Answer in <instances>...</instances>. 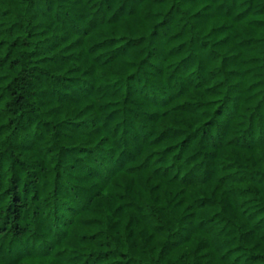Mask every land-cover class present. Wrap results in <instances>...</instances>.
<instances>
[{
    "label": "trees",
    "instance_id": "16d2710c",
    "mask_svg": "<svg viewBox=\"0 0 264 264\" xmlns=\"http://www.w3.org/2000/svg\"><path fill=\"white\" fill-rule=\"evenodd\" d=\"M0 264H264V0H0Z\"/></svg>",
    "mask_w": 264,
    "mask_h": 264
}]
</instances>
